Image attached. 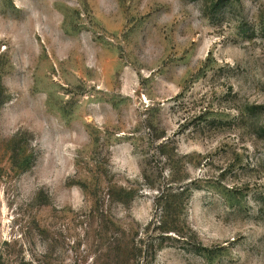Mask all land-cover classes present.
Wrapping results in <instances>:
<instances>
[{
    "label": "rangeland",
    "instance_id": "1",
    "mask_svg": "<svg viewBox=\"0 0 264 264\" xmlns=\"http://www.w3.org/2000/svg\"><path fill=\"white\" fill-rule=\"evenodd\" d=\"M0 264H264V0H0Z\"/></svg>",
    "mask_w": 264,
    "mask_h": 264
}]
</instances>
